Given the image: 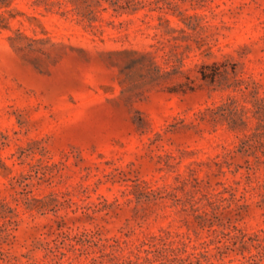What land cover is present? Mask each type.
<instances>
[{
    "label": "rangeland",
    "instance_id": "374dc122",
    "mask_svg": "<svg viewBox=\"0 0 264 264\" xmlns=\"http://www.w3.org/2000/svg\"><path fill=\"white\" fill-rule=\"evenodd\" d=\"M0 264H264V0H0Z\"/></svg>",
    "mask_w": 264,
    "mask_h": 264
}]
</instances>
